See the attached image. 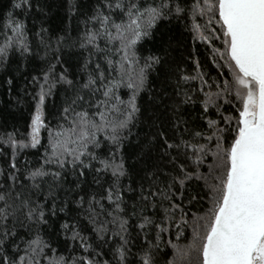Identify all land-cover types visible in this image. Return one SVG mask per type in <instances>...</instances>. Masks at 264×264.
I'll use <instances>...</instances> for the list:
<instances>
[{"label": "snow or ice", "instance_id": "obj_1", "mask_svg": "<svg viewBox=\"0 0 264 264\" xmlns=\"http://www.w3.org/2000/svg\"><path fill=\"white\" fill-rule=\"evenodd\" d=\"M14 7L20 5L15 4ZM108 7L119 9L121 18L117 20L98 13L92 19L99 21V29L89 31L86 36V43L98 52L104 51L97 44L98 38L114 46L118 59L105 56L109 68L107 75L97 64L99 75L89 74L53 124L46 122L44 112L46 97L55 87L50 82V68L40 83L26 138L17 140L9 133L2 140L12 148V169L17 168L15 156L18 149L44 147L45 151L41 166L27 171L24 176V180L29 182L27 185L20 183L21 190L15 191L19 180L12 172L8 176L11 186L6 192H0V264H99L87 256L68 260L57 255L56 249H51L40 232L41 226L48 223L46 203L33 198L39 197L46 178L50 177L51 182L48 183L45 201L53 196L65 170L71 169L75 174L79 169V175L84 176V170L91 169L94 163L99 165L95 168L96 173H110L112 181L100 199H96V194L89 198V220L100 238L109 231V224L116 229L112 235L119 236L121 244L115 249L114 257L117 264H125L128 220L122 215L123 198L120 193L121 178L127 175V169L122 148L131 135V126L138 119L140 107L137 101L146 89L149 73L161 63L159 55L141 58L137 44L152 35L159 21L169 19L173 14L179 17L185 13L191 21L193 39L212 46L213 39L222 38L223 49L212 46L210 59L217 68H227L230 79L220 81L213 78L210 81L198 60L193 61L194 74L178 70V85L198 82V87L190 91L177 87L176 95L182 97L180 103L195 104V94L203 96L199 104L210 134L195 132L193 139L202 138L206 142L215 139V147L183 138L169 141L165 132H158L162 141L161 157H168V163L175 164L179 174L157 169L147 173L154 178L147 188L140 185V201L155 210L159 200L163 216L156 223L151 216L143 215L144 208L140 209L137 228L143 232L154 226L156 242L147 240L148 233L144 232L148 247L137 254L138 264H155L153 250H159L162 235L173 223L178 239L184 227H190L192 235L186 245L168 242L173 255L166 264H264V0H194L189 7H182L178 0L174 4L173 0H116L114 6L109 4ZM11 15L8 14L9 18ZM200 20L204 23L201 24ZM5 27L10 29L11 35L5 33V39L0 43V59L7 58L14 45L22 53H28L30 49L25 40L24 24L9 19ZM59 79L69 86L73 84L63 73ZM122 88L128 90L126 100L120 94ZM224 104L232 105L238 116L224 115ZM173 107L175 115L179 105ZM212 108L222 117L225 127L221 128L220 121L208 117ZM181 123L186 124V121L178 120L175 127L178 129ZM42 130L47 131L46 145L41 143ZM104 143L110 148L107 156L99 152ZM173 150L177 155H172ZM181 152L188 154L187 159L194 166L192 171L184 163H178ZM208 155L213 162L205 173L200 169ZM45 166H48L47 170ZM161 175L168 179L162 180ZM193 180L203 183L208 206L203 214L193 213L190 222L182 202L187 184ZM176 185H179V193L174 190ZM197 199L204 197L192 194L188 203ZM103 200L112 207L106 212L110 219L100 222V213L96 212L95 206L104 212ZM76 204L82 206L83 197ZM55 211L53 202V215ZM60 211L63 212L64 208ZM177 212L180 213L178 218ZM9 218L12 220L10 228L6 223ZM18 227L30 235L28 239L20 238L22 248L20 243H13ZM69 227L67 223L62 225L65 231ZM77 238L87 252L91 245L73 226L71 239ZM10 243L12 256L7 251Z\"/></svg>", "mask_w": 264, "mask_h": 264}, {"label": "trees", "instance_id": "obj_2", "mask_svg": "<svg viewBox=\"0 0 264 264\" xmlns=\"http://www.w3.org/2000/svg\"><path fill=\"white\" fill-rule=\"evenodd\" d=\"M175 2L177 0H173V4ZM178 2L182 7H189L194 0H178ZM115 3L116 0H0V43H3L5 33L11 35L10 29L5 27L11 19L24 24L25 40L30 49L28 53H22L14 45L9 49L7 58L0 59V192H6L11 186L12 182L8 176L12 172H15L19 180L15 191H20V183L26 185L29 183L24 180L27 171L40 167L43 162L44 147L18 149L15 156L17 168L12 169V148L2 140L9 133L17 140L26 138L44 73L49 72L51 68L50 82L55 84L44 104L46 122L54 124L55 117L60 114L66 103L71 102L76 90L87 81L89 74L99 75L97 64L107 75L109 68L105 56L118 59L114 46L108 44L105 39L97 40V44L104 51L98 52L86 43L87 33L100 27L99 21L93 20L92 17L100 13L110 15L117 20L121 18L122 13L119 9L108 7L109 4L114 6ZM15 4H19L20 7H14ZM9 13L12 14L10 18ZM199 22L204 23L203 20ZM212 46L223 49L222 38L213 39ZM212 46L199 39H193L191 21L187 13L179 17L173 14L169 19L159 21L152 35L137 44V52L141 58L159 55L161 63L149 73L146 89L140 93L137 101L140 107L138 119L131 126V135L122 148L127 169V175L121 178L120 193L123 198L122 215L128 220V252L125 264H138L137 254L148 247L144 232L148 233L147 240L156 242L154 226L144 229L143 232L137 228V224L140 223V209L144 208L143 215L151 216L156 223H159L163 216L159 200L156 202V209L153 210L139 199L140 185L143 184L144 188H147L154 179L147 173L163 169L164 172L179 174L176 165L168 163V157H161L162 141L158 132H165L169 141L183 138L192 143H208L212 148L215 147V139L207 142L202 138L193 139L195 132L210 134L206 120L202 118V108L199 104L203 96L195 94L197 103L184 105L180 103L182 97L176 95L177 87L189 91L198 87V82L177 84L179 69H183L185 74H194V60L199 61L202 71L210 81L213 78L220 81L225 78L230 79L227 68H217L210 59ZM219 63L222 64L223 61ZM221 72L224 75H220ZM61 73L73 82L71 86L60 81ZM120 94L125 100L129 95L126 88H122ZM232 100L234 104L237 103L234 97ZM174 105H179V111L175 115ZM222 111L226 116L233 118L238 116L235 108L230 104H224ZM208 117L220 121L221 128L225 127L222 117L217 115L215 108L210 109ZM181 119L186 121V124L181 123L177 129L176 122ZM234 126L235 119L232 120V127ZM41 143L47 144L45 130L41 132ZM109 151L110 148L106 143L99 150L102 156H107ZM172 155H177L175 150L172 151ZM187 155L181 152L178 163H184L188 170L192 171L194 166L187 159ZM212 162L211 156L208 155L200 170L206 173L208 165ZM98 166L94 163L91 169H85L84 176L79 175V169L75 174L71 169L65 170L59 186L54 188L53 196L47 201L45 195L51 178H46L47 182H42L39 197L33 198L46 203L48 223L41 226L40 232L51 249H56L57 255H62L68 260L87 256L99 261V264H104L105 261L108 264H117L114 251L121 241L119 236L112 235L116 229L109 224V231L100 238L94 230L95 225L89 220V198L96 194V199H100L112 181L110 173H96L95 168ZM45 168L47 170L48 166ZM161 179L166 181L168 177L161 175ZM174 190L179 193V185H176ZM192 194H198L204 199H197L189 204ZM81 197H83V205L78 206L76 201ZM53 202L56 205L55 215L51 212ZM176 202L181 203L179 200ZM102 203L104 212H101L99 206H95L96 212L100 213L98 217L100 222L110 219L106 212L112 207L107 200H103ZM182 206L190 222L193 213H204L208 205L202 182L193 180L187 184ZM62 207L63 212L60 211ZM179 215L180 213L177 212L176 217L178 218ZM6 223L10 228L11 218ZM64 223L70 226L67 231L62 228ZM73 226L91 245L87 252L81 247L78 238L71 239ZM17 232L18 235L13 239V243H20L21 237L30 238L29 233L24 229L18 227ZM191 235V228L184 227L178 239L176 225L173 223L169 231L162 235L159 250H153L155 264H166L172 258L173 249L168 244L169 241L186 245ZM20 247H23L22 243ZM7 251L9 256H12L11 243Z\"/></svg>", "mask_w": 264, "mask_h": 264}]
</instances>
